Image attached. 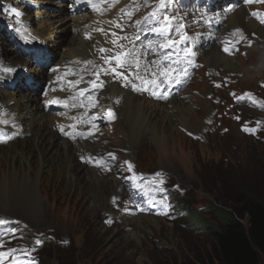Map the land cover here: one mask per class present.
<instances>
[{
    "label": "rangeland",
    "instance_id": "1",
    "mask_svg": "<svg viewBox=\"0 0 264 264\" xmlns=\"http://www.w3.org/2000/svg\"><path fill=\"white\" fill-rule=\"evenodd\" d=\"M121 1L115 6L125 16V20L117 19L120 26L126 27L131 20L142 23L148 15L152 21L168 24L164 32L141 29L138 34L126 36L119 30L114 35L135 37L132 43L140 34L150 35L157 43L163 38L165 44L175 42V47L157 54L161 57L157 61L163 69H175L167 79L174 77L183 85L178 89L156 88V92L163 99L169 92L179 96L187 90L174 103L182 101L185 107L180 110V106L166 105L170 120L159 119L165 132L157 138L142 116L128 113L122 92L118 91L115 100L107 104V100L97 99L104 91L98 87L90 100L95 117L92 125L96 128L83 134L85 138L92 136L88 150L93 152L82 151L85 157L80 162L84 165L77 161L82 168L77 177H56L59 169L50 178L44 177L47 166L38 168L34 162L35 209L29 210L26 203L13 198L20 197L16 191L18 173L9 170L7 163H0V205L11 204V208L0 206V220L6 222L0 225V245L5 247L0 264H52L55 259L56 264H223L209 229L204 227H220L242 194L264 199V36L260 31L264 29V7H260V17L248 11V5L257 6L256 0H217L212 8L205 5L214 0H173L164 6L153 0H135L140 9L118 6ZM198 1V6H191ZM103 4L107 6L110 1ZM238 4L242 6L237 8ZM25 7L20 1L0 0V12H6L0 16V34L6 29L13 43L16 37L12 32L11 37L8 30L14 27L15 8ZM200 8L204 14L196 24H190L188 19ZM235 8L243 10V15L234 18ZM29 12L40 15L35 5L29 7ZM205 18L218 21L217 29L207 25ZM251 20L257 27L249 24ZM108 23V19H102L85 26L84 40L112 31ZM195 26L202 27L200 36ZM196 38L199 43L194 45ZM3 41L0 36V45ZM16 51L44 68L36 61V53L28 52L21 43ZM79 54L80 51L76 56ZM221 54L230 58L231 64L223 63ZM100 55L111 66L117 62L114 51ZM204 57H209V62L202 60ZM130 60L127 58V62ZM53 62L54 58L50 66ZM98 64L104 80L106 67L101 61ZM78 69L65 76H72ZM154 71L155 79L164 77L160 75L161 68ZM120 76L114 75L117 81ZM25 77L22 83L46 94L35 81L29 84L31 77ZM126 77L130 79L131 75ZM8 87L4 93L10 96L14 87ZM98 107H102L101 111ZM80 136L76 132L72 138ZM4 138L0 146H7ZM7 152L8 147H0V154ZM24 162L23 159L22 165ZM52 163L57 165V160ZM89 165L95 166L93 171ZM191 210L197 211L195 216L189 215ZM243 223L246 225L245 220ZM10 224L13 230L3 235ZM259 264H264V257Z\"/></svg>",
    "mask_w": 264,
    "mask_h": 264
},
{
    "label": "bare ground",
    "instance_id": "2",
    "mask_svg": "<svg viewBox=\"0 0 264 264\" xmlns=\"http://www.w3.org/2000/svg\"><path fill=\"white\" fill-rule=\"evenodd\" d=\"M16 1H20L26 7L25 9L15 8V17L12 18L14 27L8 30L9 33H14L15 43L5 34L6 29L3 30L4 33L0 34L2 39H5L4 44L0 45V141L1 137H5L4 140L7 142V146L0 147H8L7 153L0 154V163H7L10 166L9 170L13 169L18 173L19 181L17 183L19 186L17 185L16 191L20 193V197L13 195V198H18L17 201L20 203H26L28 209L31 210L35 209L34 204L37 197L34 162L38 165V168L47 166V174L44 177L48 176L50 178L55 169H59L56 177L61 174L77 177V174L80 175L82 171L77 161L80 162L85 157L82 156V151L84 154L93 152L88 150L90 147L88 142L92 136L85 138L83 134L86 135V133L96 128L92 125L95 117L93 116L94 110L91 108L93 103L90 102L91 93L94 90L100 86L104 88V91L99 92L97 99H101L103 102L107 100V104H111L115 100L118 91L122 92L126 98L125 103L128 113L142 116L146 124H150L149 128H153L154 136L157 138L165 132L162 127L160 128L159 119L170 120L168 115L170 109L167 110L166 105L172 104L173 108L180 106V110H182L184 106L182 101L179 105L178 103L174 105V103L187 90L180 92L179 96L169 92L164 95L163 99L156 92V88L169 90L178 89L183 85V82L177 83L174 77L155 79L157 72L154 69L157 70L158 67L164 70L157 61V58H161L157 54L166 49L161 47L165 44L166 38L159 40L157 43V40L151 38L150 35L140 34L138 40L132 43L135 37H116L114 35L119 30L124 31L123 33L126 36L138 34L141 29H149L150 33H154L155 31L152 29L162 27L165 24L160 23V20L152 21L151 16L148 15L144 17L142 23L138 24V20H131L127 22L126 27L120 26L117 19L125 20V16L123 12H117V7H115L118 4L116 2L119 0ZM105 1H110V4L105 6L103 4ZM153 1H157L156 5L162 6V0ZM172 1L163 0V4ZM234 1L241 2V0ZM255 3L257 6L253 7L247 4L248 11L257 13L260 16V7H264V0H256ZM78 4L85 6V11L77 12L76 6ZM199 4L198 1L191 6H198ZM216 4V0H214L206 3L205 6L206 8H212ZM33 5L39 10V16L30 14L29 7ZM132 5L140 9L135 0H122L118 6L127 8ZM239 6L242 5L238 4L237 8ZM237 8L234 9L236 14V16L233 15L234 18H237L238 15L242 16L244 12L241 9L235 11ZM5 14L6 12H0L2 17ZM200 14H204L203 8L192 14L188 22L192 25L196 24ZM102 19L110 21L107 26L112 31L105 32L104 35L88 37L84 40L83 28L87 25L98 24ZM205 23L214 30L218 27V21L211 22L208 18H205ZM249 24L254 27L258 25L254 20H251ZM194 28L196 29V35L200 36L202 27L195 26ZM260 31L264 36V29ZM19 43L24 45L28 52L36 53V59H39L40 62H49L52 60L51 57L54 58L53 64L46 68L36 66L32 59L24 58L18 54L16 47ZM198 43L199 39L196 38L194 45ZM37 50H40V52H37ZM78 51L81 54L76 56ZM107 51H114L116 57L120 53L131 51L132 55L138 59L139 67L131 57H128L131 58L130 62L120 65L116 62L111 66L106 62L104 55H100L102 52ZM212 52L220 54L218 50ZM242 53L240 52V54ZM221 57L223 63L231 64L230 58H227L224 54H221ZM203 59L205 62H209V57ZM98 61H101L106 67L104 80ZM86 62H89L88 66L85 65ZM150 63L155 68L151 67ZM161 63V66H164L162 60ZM6 69H12V71H6ZM76 69H78L77 72L71 73L72 76H65ZM116 73L121 74L119 81L114 77ZM127 75H131V78L128 79ZM23 77H31L32 85L35 81L45 89L44 93L46 94L43 95L41 89L27 87L21 81ZM153 81L155 82L153 83ZM8 85L11 88L14 87L12 89L14 92L9 93L10 96L4 93ZM27 90L28 92L25 94L20 93ZM220 91L221 89L217 93ZM153 93L156 94L153 95ZM49 109H55L56 111L60 109L62 112L51 114ZM101 109L102 107H98L99 111ZM173 112L175 111L173 110ZM6 131H11L12 134L8 135ZM76 132L81 136L72 138V135ZM4 133L7 134L4 135ZM23 141L25 143L20 144ZM34 156H37L36 159H38L32 161L31 158ZM23 159L26 162L22 165ZM51 160L54 162L57 160V165L52 163ZM88 167L93 171L92 168L95 166L89 165ZM0 206L11 208V204L2 203ZM31 213L34 214L36 211Z\"/></svg>",
    "mask_w": 264,
    "mask_h": 264
},
{
    "label": "trees",
    "instance_id": "3",
    "mask_svg": "<svg viewBox=\"0 0 264 264\" xmlns=\"http://www.w3.org/2000/svg\"><path fill=\"white\" fill-rule=\"evenodd\" d=\"M232 210L220 227L209 224L204 227L214 239L218 259L223 264H259L264 257V199L242 194L233 202ZM195 213L196 210H191L189 215ZM53 262L56 264V259Z\"/></svg>",
    "mask_w": 264,
    "mask_h": 264
},
{
    "label": "snow or ice",
    "instance_id": "4",
    "mask_svg": "<svg viewBox=\"0 0 264 264\" xmlns=\"http://www.w3.org/2000/svg\"><path fill=\"white\" fill-rule=\"evenodd\" d=\"M249 2H252V0H249ZM162 6H164L163 4V0H162ZM153 16L155 15V13L152 14ZM253 15H257V13H253ZM147 19V18H146ZM168 18L165 17V21H167ZM137 23L139 24L140 21H137ZM261 23H264V19H261ZM168 28V24H164L162 27L160 28H155V29H152L153 31H157V32H164L166 31ZM90 38V37H89ZM183 39V38H182ZM122 47V46H121ZM161 47H164V48H168V47H175V42H172V41H169L168 43L166 44H163L161 45ZM128 57H131L133 61L136 62L137 64V67H139V63H138V59L132 55L131 51H129L128 53H120L119 56L117 57V62H118V65L124 63V62H127V58ZM123 58V59H121ZM165 59H170V57L166 56ZM6 71H12V69H6ZM175 72V69H172L171 66H169L168 69H164L160 75L161 76H164V77H169L172 73ZM184 75L186 76L187 75V72L184 73ZM155 81H153L154 83ZM177 83H179V80L176 81ZM156 93H153V95H155ZM246 131H248L249 129H245ZM254 131V130H253ZM0 142H5V141H0ZM6 223L5 221L3 220H0V225ZM40 241H37V243H39ZM10 251H14V250H10ZM5 253H0V257L4 256Z\"/></svg>",
    "mask_w": 264,
    "mask_h": 264
}]
</instances>
